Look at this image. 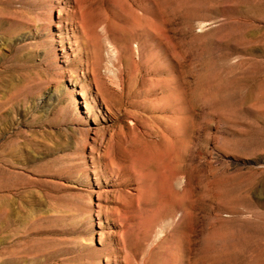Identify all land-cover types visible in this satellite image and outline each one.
Here are the masks:
<instances>
[{
  "label": "rangeland",
  "instance_id": "1",
  "mask_svg": "<svg viewBox=\"0 0 264 264\" xmlns=\"http://www.w3.org/2000/svg\"><path fill=\"white\" fill-rule=\"evenodd\" d=\"M0 264H264V0H0Z\"/></svg>",
  "mask_w": 264,
  "mask_h": 264
}]
</instances>
